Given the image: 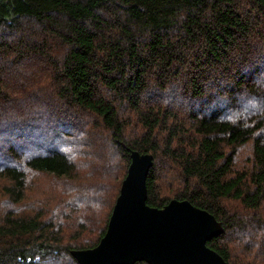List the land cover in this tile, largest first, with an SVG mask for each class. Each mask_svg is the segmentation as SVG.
Here are the masks:
<instances>
[{"label":"trees","instance_id":"trees-1","mask_svg":"<svg viewBox=\"0 0 264 264\" xmlns=\"http://www.w3.org/2000/svg\"><path fill=\"white\" fill-rule=\"evenodd\" d=\"M37 34V41L28 38ZM255 37L264 40V0H0V67L15 41L18 53L36 49L46 58L55 55L50 58L55 95L71 109L65 123L77 126L72 149L82 155L87 120L102 180L121 169L106 193L103 225L87 245L61 244L55 225L36 214L1 212L0 264L63 258L79 264L71 250L92 247L104 234L131 150L152 155L148 205L190 201L221 223L222 231L206 245L227 264H264V45ZM3 85L0 69V95ZM174 93L187 99L186 110L170 101ZM15 115L0 116V128L12 123L19 145L28 111ZM58 142L24 155L1 141L0 153L15 163L0 159V178L8 180L2 189L11 200L23 196L25 167L56 176L79 171ZM243 148L248 164L239 167L236 155ZM158 158L177 168L171 194L160 190ZM85 198L95 201L90 189ZM227 201L244 213L230 210ZM242 214L254 223L251 234ZM253 248L259 261H250Z\"/></svg>","mask_w":264,"mask_h":264},{"label":"rangeland","instance_id":"rangeland-1","mask_svg":"<svg viewBox=\"0 0 264 264\" xmlns=\"http://www.w3.org/2000/svg\"><path fill=\"white\" fill-rule=\"evenodd\" d=\"M37 36L38 34L28 38L37 41ZM12 41H15V39L13 38ZM254 42L258 45H264V40L257 39L256 37L254 38ZM17 46L16 41L13 42L9 50L4 52V56L1 58L0 69L4 85L0 95V116L11 114H16L15 116H17L27 110L28 115H25L26 127L20 129L19 132V136L23 135L25 137L20 140L19 145H16L18 141L12 136L15 133V129L12 123H8L3 126V128L6 126L5 129L0 128V143L3 141L5 148L7 144H14L13 149L18 150L15 154L27 155L36 151L42 152L44 148L53 147L56 139H59V148L61 150L65 149L72 155V158H74L78 165L79 171L69 176H56L50 172L36 171L25 167V187L23 196L19 202L11 200L4 193L5 191L2 189V186L8 183V180L0 178V213L10 210L16 215H23V217L36 214L42 220L51 221L55 225L61 244L67 246L87 245L95 239L99 229L103 225L107 211L105 199L107 201V195L111 191L109 189L110 185L115 180L113 176L116 175L117 180L121 169L120 167L118 170L116 169L113 175L105 174V178L102 180L99 167L94 160L96 149L91 139L94 132L92 133L93 130L87 120L84 121L83 129L88 141L82 147V155L74 152L71 135H78L74 129L77 126L65 123L66 117L71 114V109L63 106L57 99L51 80L52 69L50 58L55 57V55L46 58L36 49L29 52L23 50L18 53ZM18 61L21 64H13ZM168 98L170 101H173V104L178 109L186 110L187 99L185 100L178 93L168 95ZM245 102L249 105L252 104L243 99H241L240 103ZM57 110L61 111V113L53 116L52 113ZM37 116L41 117V119H35ZM82 119L88 118L84 115ZM43 125L50 128H46ZM17 128H19V125ZM132 129L133 127L130 130ZM6 130L9 131V135H7ZM14 135L16 136V134ZM27 139L39 143L33 147L26 143ZM236 156V162L239 167L248 164L246 148L239 150ZM0 159H5L3 163L15 164L1 153ZM120 160L116 156V166ZM17 165L23 167L22 163H18ZM155 169L156 172L158 171V183L161 192L163 191V195L173 193L175 189L172 190V187L177 181L176 176L178 175L175 165L172 162L158 158L155 159ZM99 185L103 186L105 190L103 195V189L98 191ZM87 189L91 190L95 201H85ZM226 206L230 210L244 213L236 202L227 201ZM262 215V220H264V214ZM241 219H245L244 221L247 222L245 227L247 229L246 234H251L254 223L244 214L241 215ZM257 242L259 241L257 240ZM231 245L237 250V239H232ZM257 254L253 248L251 262L254 260L259 261ZM40 264L71 263L68 259L63 258L56 263H50L46 260Z\"/></svg>","mask_w":264,"mask_h":264},{"label":"water","instance_id":"water-1","mask_svg":"<svg viewBox=\"0 0 264 264\" xmlns=\"http://www.w3.org/2000/svg\"><path fill=\"white\" fill-rule=\"evenodd\" d=\"M150 153L130 151V162L107 227L92 247L72 249L79 264H227L206 240L222 231L207 210L172 198L161 207L146 203Z\"/></svg>","mask_w":264,"mask_h":264}]
</instances>
